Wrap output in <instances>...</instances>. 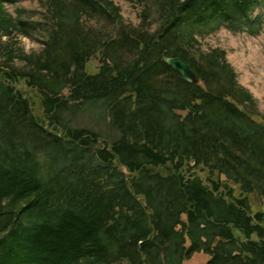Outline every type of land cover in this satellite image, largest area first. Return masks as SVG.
Instances as JSON below:
<instances>
[{
  "label": "trees",
  "instance_id": "obj_1",
  "mask_svg": "<svg viewBox=\"0 0 264 264\" xmlns=\"http://www.w3.org/2000/svg\"><path fill=\"white\" fill-rule=\"evenodd\" d=\"M124 1L135 26L112 0H0V264H264V116L202 43L258 36L264 0Z\"/></svg>",
  "mask_w": 264,
  "mask_h": 264
},
{
  "label": "rangeland",
  "instance_id": "obj_2",
  "mask_svg": "<svg viewBox=\"0 0 264 264\" xmlns=\"http://www.w3.org/2000/svg\"><path fill=\"white\" fill-rule=\"evenodd\" d=\"M112 1L120 7L121 14L127 23L134 26L137 25V13L134 9L124 0ZM15 7L16 6H13L8 9L10 12H13ZM19 7L27 10L31 9L40 13L35 1H24L19 4ZM202 43L204 48H220L226 52L227 61L233 67L237 75L238 83L247 89L255 100V105L251 107V110L256 112L259 116H264V27L262 32L255 37L220 29L207 36ZM10 44L13 45L15 49L13 56L18 54L19 51L25 54H36L40 51V46L38 44L21 35L13 36ZM6 64L4 58L0 56V68L6 69ZM15 64L16 67H21L18 62ZM96 66L97 60H94L90 63L88 69L93 70ZM256 120H260V117H256ZM66 121L71 126L98 128V125L88 120V116L85 112H81V114L75 118L67 117ZM254 202H256L255 199H253V203ZM254 209H258L257 203H255ZM207 260L208 256L199 253L194 254L190 260L185 261L184 264H204Z\"/></svg>",
  "mask_w": 264,
  "mask_h": 264
},
{
  "label": "water",
  "instance_id": "obj_3",
  "mask_svg": "<svg viewBox=\"0 0 264 264\" xmlns=\"http://www.w3.org/2000/svg\"><path fill=\"white\" fill-rule=\"evenodd\" d=\"M164 62L173 70L178 72L183 79L189 84H198L199 79L191 67L184 63L180 58L169 57L165 58Z\"/></svg>",
  "mask_w": 264,
  "mask_h": 264
},
{
  "label": "bare ground",
  "instance_id": "obj_4",
  "mask_svg": "<svg viewBox=\"0 0 264 264\" xmlns=\"http://www.w3.org/2000/svg\"><path fill=\"white\" fill-rule=\"evenodd\" d=\"M164 61V60H163Z\"/></svg>",
  "mask_w": 264,
  "mask_h": 264
}]
</instances>
